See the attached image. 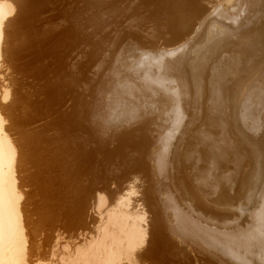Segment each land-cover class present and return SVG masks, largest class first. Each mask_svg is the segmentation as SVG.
<instances>
[{"label":"bare ground","instance_id":"6f19581e","mask_svg":"<svg viewBox=\"0 0 264 264\" xmlns=\"http://www.w3.org/2000/svg\"><path fill=\"white\" fill-rule=\"evenodd\" d=\"M0 264H264V0H0Z\"/></svg>","mask_w":264,"mask_h":264}]
</instances>
